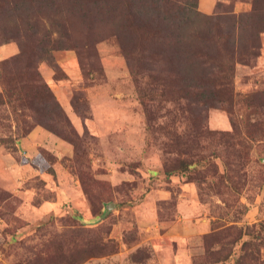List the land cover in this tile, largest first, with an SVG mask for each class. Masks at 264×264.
<instances>
[{
  "label": "rangeland",
  "instance_id": "1",
  "mask_svg": "<svg viewBox=\"0 0 264 264\" xmlns=\"http://www.w3.org/2000/svg\"><path fill=\"white\" fill-rule=\"evenodd\" d=\"M191 4L188 34L248 48L232 99L187 76ZM25 35L47 102L0 105V264H193L210 234L215 264L264 258V0H0V52Z\"/></svg>",
  "mask_w": 264,
  "mask_h": 264
},
{
  "label": "trees",
  "instance_id": "2",
  "mask_svg": "<svg viewBox=\"0 0 264 264\" xmlns=\"http://www.w3.org/2000/svg\"><path fill=\"white\" fill-rule=\"evenodd\" d=\"M192 8H194L193 4H191L189 8L182 7L180 8V12H178L180 18L175 15L172 18V22L176 23L180 29L177 30L175 35L179 38H187L188 41L185 39L186 43L190 49L193 48V51L189 54V58H193L189 64V68L193 69L195 73L192 74V70H190L187 76L195 85L196 82H200L202 78L198 72H203L204 66L208 65L206 70L212 69L209 73V80L210 84L216 88V90H214L219 96H227L229 99H232V71L234 63L237 58H241L239 57L240 54L248 53V48L245 49V52H240L236 46V44L239 45V42L236 41L235 36L232 33H228L223 37L220 29L221 23L217 21L216 24H213V22L211 23L210 20H208L209 18H207V25L205 28H198L196 32L188 34L189 30L187 27L191 25L189 23L192 21L185 17L189 12H192L193 15L197 14V11ZM182 11H185V16L181 15ZM189 15L193 16L192 14ZM234 22L235 21L232 20L231 24L233 25ZM24 42H26V48L18 44L17 47L19 51L0 60V105L5 103L9 104L10 99L13 97L17 100H25V98L30 96L33 97L34 101L37 103L44 102L45 104L47 102V98H40L34 94V91H37L42 84L46 88V84L41 80L37 64L44 58L43 52L46 50L47 42L44 40L43 36L38 38L36 41V50L32 48L29 37L26 36ZM255 46L256 44L251 43L249 48L254 50ZM201 55H205L206 60L203 59ZM221 59H225L226 61L221 63L219 62ZM225 110L229 111L230 109L226 108ZM0 142H4V140L0 139ZM238 238H240V235L237 236L233 242H236ZM203 241L204 255L198 261L193 262V264H215L218 261L224 262L229 257L230 253H227L223 254L221 257H217V259H212L214 254L219 253L217 249L220 245V250L225 251L224 248H222L223 244L219 234L207 235L204 237ZM213 248L216 249L214 250ZM234 263L264 264V258H262L261 250L255 248L252 251L242 252L235 259Z\"/></svg>",
  "mask_w": 264,
  "mask_h": 264
},
{
  "label": "crops",
  "instance_id": "3",
  "mask_svg": "<svg viewBox=\"0 0 264 264\" xmlns=\"http://www.w3.org/2000/svg\"><path fill=\"white\" fill-rule=\"evenodd\" d=\"M8 46H9V49L11 51L8 52V53H3V52L1 53L0 52V60L5 58V57H8L10 55H13V54H15L18 51V47L16 45L13 44L12 47L10 45H8ZM3 48H4L3 46H0V50H2Z\"/></svg>",
  "mask_w": 264,
  "mask_h": 264
},
{
  "label": "water",
  "instance_id": "4",
  "mask_svg": "<svg viewBox=\"0 0 264 264\" xmlns=\"http://www.w3.org/2000/svg\"><path fill=\"white\" fill-rule=\"evenodd\" d=\"M107 210H108V206H107Z\"/></svg>",
  "mask_w": 264,
  "mask_h": 264
}]
</instances>
